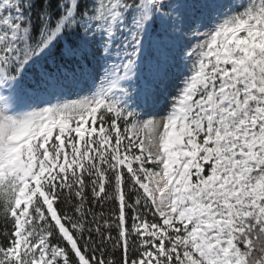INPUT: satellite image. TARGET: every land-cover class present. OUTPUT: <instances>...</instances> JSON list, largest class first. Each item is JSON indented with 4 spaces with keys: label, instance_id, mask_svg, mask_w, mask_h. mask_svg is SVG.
Segmentation results:
<instances>
[{
    "label": "snow or ice",
    "instance_id": "6c2138e0",
    "mask_svg": "<svg viewBox=\"0 0 264 264\" xmlns=\"http://www.w3.org/2000/svg\"><path fill=\"white\" fill-rule=\"evenodd\" d=\"M0 264H264V0H0Z\"/></svg>",
    "mask_w": 264,
    "mask_h": 264
},
{
    "label": "trees",
    "instance_id": "16d2710c",
    "mask_svg": "<svg viewBox=\"0 0 264 264\" xmlns=\"http://www.w3.org/2000/svg\"><path fill=\"white\" fill-rule=\"evenodd\" d=\"M93 207L96 212L102 211L105 214H108L110 212V209L114 208L115 205L113 202H104L103 206L100 203H97ZM113 235H115V232H113ZM109 250H111V248H109Z\"/></svg>",
    "mask_w": 264,
    "mask_h": 264
},
{
    "label": "rangeland",
    "instance_id": "374dc122",
    "mask_svg": "<svg viewBox=\"0 0 264 264\" xmlns=\"http://www.w3.org/2000/svg\"><path fill=\"white\" fill-rule=\"evenodd\" d=\"M180 83V81H179V79H177V80H175V81H173L172 83H170L169 84V87H168V92H170V93H175V92H177L178 91V87H177V85ZM78 90L77 89H75V88H70V89H68L67 90V94L69 95V96H74V94H75V92H77Z\"/></svg>",
    "mask_w": 264,
    "mask_h": 264
}]
</instances>
